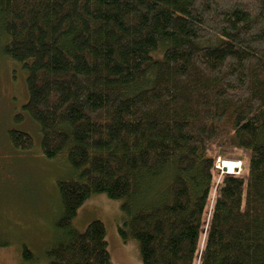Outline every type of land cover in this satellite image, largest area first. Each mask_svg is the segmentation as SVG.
<instances>
[{"label": "trees", "instance_id": "16d2710c", "mask_svg": "<svg viewBox=\"0 0 264 264\" xmlns=\"http://www.w3.org/2000/svg\"><path fill=\"white\" fill-rule=\"evenodd\" d=\"M0 54L71 170L48 264H113L102 221L73 226L97 194L143 264H264V0H0Z\"/></svg>", "mask_w": 264, "mask_h": 264}, {"label": "rangeland", "instance_id": "374dc122", "mask_svg": "<svg viewBox=\"0 0 264 264\" xmlns=\"http://www.w3.org/2000/svg\"><path fill=\"white\" fill-rule=\"evenodd\" d=\"M27 101L25 71L0 54V264H48L46 253L55 241L59 210L58 183L71 176L64 159H48L41 152V134L23 108ZM13 130L29 132L34 146L15 148ZM239 158L238 154L216 160L217 184L222 174L242 171ZM225 161L233 164L231 172L223 166ZM94 220L106 226L113 264H143L138 242L124 241L119 234L124 220L121 202L94 195L79 209L73 226L82 232Z\"/></svg>", "mask_w": 264, "mask_h": 264}, {"label": "bare ground", "instance_id": "6f19581e", "mask_svg": "<svg viewBox=\"0 0 264 264\" xmlns=\"http://www.w3.org/2000/svg\"><path fill=\"white\" fill-rule=\"evenodd\" d=\"M223 166H225V168L228 167V168L230 169V172L232 171V169H233V167H234L233 164H231V163L228 162V161H227V162L225 161V163L223 164ZM235 167H236V166H235ZM231 174H232V173H231Z\"/></svg>", "mask_w": 264, "mask_h": 264}]
</instances>
